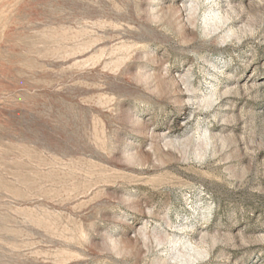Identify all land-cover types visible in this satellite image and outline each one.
I'll return each mask as SVG.
<instances>
[{
    "label": "rangeland",
    "instance_id": "1",
    "mask_svg": "<svg viewBox=\"0 0 264 264\" xmlns=\"http://www.w3.org/2000/svg\"><path fill=\"white\" fill-rule=\"evenodd\" d=\"M0 264H264V0H0Z\"/></svg>",
    "mask_w": 264,
    "mask_h": 264
}]
</instances>
